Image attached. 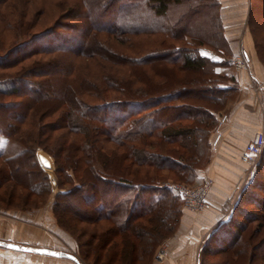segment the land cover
<instances>
[{"label": "trees", "instance_id": "trees-1", "mask_svg": "<svg viewBox=\"0 0 264 264\" xmlns=\"http://www.w3.org/2000/svg\"><path fill=\"white\" fill-rule=\"evenodd\" d=\"M248 27L264 66V0H250ZM232 55L219 0H0V139L24 146L0 151V208L54 192L43 151L81 262L153 264L184 209L166 182L196 186L211 162ZM200 251L199 264H264V149Z\"/></svg>", "mask_w": 264, "mask_h": 264}, {"label": "crops", "instance_id": "crops-1", "mask_svg": "<svg viewBox=\"0 0 264 264\" xmlns=\"http://www.w3.org/2000/svg\"><path fill=\"white\" fill-rule=\"evenodd\" d=\"M219 3L232 56L243 51L250 59V69L236 71L231 67L236 75L235 95L216 113L219 121L211 135L212 159L198 169L199 182L205 177L214 179L210 190L213 206L202 212L183 209L177 231L159 245L153 264H199L203 243L230 217L241 190L253 176L243 153L253 134L264 128V87L256 88L264 76V66L257 57L248 27L250 0H219ZM217 134L220 136L215 141ZM53 199L47 202L45 215L28 210H0V264H83L75 240L59 227L52 214ZM8 243L55 249L60 254L16 249ZM161 248L165 252L159 259Z\"/></svg>", "mask_w": 264, "mask_h": 264}, {"label": "built area", "instance_id": "built-area-1", "mask_svg": "<svg viewBox=\"0 0 264 264\" xmlns=\"http://www.w3.org/2000/svg\"><path fill=\"white\" fill-rule=\"evenodd\" d=\"M232 64L236 71L249 70L250 59L243 52L239 51L232 57ZM220 85V88H224ZM264 87V76L258 81L257 89ZM226 119V114L222 116L221 120ZM217 134L215 141L219 138ZM214 141V142H215ZM264 149V128L256 131L251 140L246 144L243 158L250 164L251 170L254 173L258 159ZM38 159L45 170H52L54 168L53 159L50 155L38 152ZM52 183H56L55 178L51 177ZM214 184L212 177H205L202 182L196 186L187 185L180 182H166V185L173 188L182 199L184 209L192 212H202L210 209L213 204L210 199V190ZM164 248H161L157 254V258L162 259L164 256Z\"/></svg>", "mask_w": 264, "mask_h": 264}, {"label": "rangeland", "instance_id": "rangeland-1", "mask_svg": "<svg viewBox=\"0 0 264 264\" xmlns=\"http://www.w3.org/2000/svg\"><path fill=\"white\" fill-rule=\"evenodd\" d=\"M120 1H123V0H119V2ZM256 1H258V0H256ZM119 4V3H118ZM180 5V4H179ZM172 17L174 16V14H170ZM43 21L44 22H46V24L48 25V24H50L51 23V21H52V18H47L46 16H44V18H43ZM137 44H138V42H137ZM201 51L202 52H204L203 54H208V55H210V56H213V57H216L215 56V54L213 53V51L212 50H210V49H208V48H202L201 49ZM230 60H232V58H230ZM232 69H234L235 70V68L233 67V64H232ZM67 98H68V100L71 102V104H73V105H77V102H76V99H75V97L74 96H72V95H68L67 96ZM24 149V146L20 143V142H18V141H16V140H14V139H0V151L4 154V156H11V155H14V154H16V153H18V152H20V151H22ZM40 152H42V153H44V154H47V153H45V152H43V151H40ZM259 160V159H258ZM256 169H257V164H256V167H255V171H256ZM48 173H49V175H50V177H53V178H55V180H56V174H55V171H54V168L52 169V170H46ZM255 171H254V173H253V176H254V174H255ZM253 176H252V178H253ZM53 185H54V192L50 195V196H48L45 200H43V198H39L38 199V202L35 204L36 206H34V204H32V205H30V207L31 206H33V207H31L30 209H26V210H28V211H33V212H35L36 211V213H41V215H42V213L45 215V209L47 208V205H48V201H49V199L51 198V197H54V194H55V192L56 191H58V187H57V184L56 183H53ZM54 200V199H53ZM53 204V203H52ZM53 206V205H52ZM182 206H183V204H182ZM184 208V207H183ZM13 209H16V208H9V209H7V208H0V210H3V211H6V210H13ZM17 210H22V209H17ZM47 210V209H46ZM52 214L54 215V212H53V209H52ZM55 217V216H54ZM55 220H56V218H55ZM68 233V232H67ZM69 234V233H68ZM166 239V238H165ZM164 239V240H165ZM163 240V241H164ZM162 241V242H163ZM161 242V243H162ZM158 249V248H157ZM156 254V253H155Z\"/></svg>", "mask_w": 264, "mask_h": 264}, {"label": "water", "instance_id": "water-1", "mask_svg": "<svg viewBox=\"0 0 264 264\" xmlns=\"http://www.w3.org/2000/svg\"><path fill=\"white\" fill-rule=\"evenodd\" d=\"M7 245L13 248H16V249H21V250H26V251H36V252L49 253V254H60V252L55 249L29 246V245H20V244H15V243H8Z\"/></svg>", "mask_w": 264, "mask_h": 264}]
</instances>
